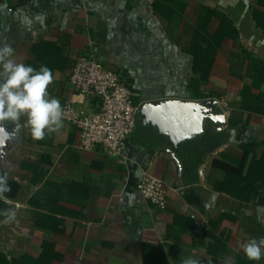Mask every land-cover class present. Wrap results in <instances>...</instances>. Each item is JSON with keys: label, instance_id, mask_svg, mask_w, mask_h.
I'll use <instances>...</instances> for the list:
<instances>
[{"label": "crops", "instance_id": "crops-1", "mask_svg": "<svg viewBox=\"0 0 264 264\" xmlns=\"http://www.w3.org/2000/svg\"><path fill=\"white\" fill-rule=\"evenodd\" d=\"M208 10L225 15L238 40ZM5 44L16 62L52 70L48 94L62 108L89 102L69 81L80 56L118 72L139 105L217 103L205 106L200 121L176 110L140 113L117 159L80 149L79 131L66 120L40 141L24 126L26 116L3 122L0 175L10 191L0 200V264H181L189 256L200 264H264L240 248L264 237V115L250 110L264 93V73H247L246 59L264 61V0H0ZM193 44L210 66L206 81L186 51ZM208 131L227 140L206 143L203 160L188 171L175 149ZM145 173L163 179L166 208L139 193ZM8 210L16 216L4 223ZM44 243L53 249L44 253Z\"/></svg>", "mask_w": 264, "mask_h": 264}, {"label": "built area", "instance_id": "built-area-1", "mask_svg": "<svg viewBox=\"0 0 264 264\" xmlns=\"http://www.w3.org/2000/svg\"><path fill=\"white\" fill-rule=\"evenodd\" d=\"M69 81L89 101L82 107L68 101L62 108L63 120L79 131L80 149H102L109 158L123 157L139 120V104L134 101L132 90L118 72L85 56L76 59ZM90 102H93L92 107ZM228 106L227 102H222V107ZM137 188L144 199L161 209L166 208L167 189L160 176L145 173Z\"/></svg>", "mask_w": 264, "mask_h": 264}, {"label": "clouds", "instance_id": "clouds-1", "mask_svg": "<svg viewBox=\"0 0 264 264\" xmlns=\"http://www.w3.org/2000/svg\"><path fill=\"white\" fill-rule=\"evenodd\" d=\"M11 45L0 46V125L3 122L18 123L26 116L24 124L30 130L32 139L40 141L47 135L58 132L63 127V109L59 99L49 97L48 87L54 81L52 70L44 65L39 69L18 63L13 59ZM3 128L0 127V131ZM3 140H0V144ZM10 191L7 174L0 175V200L7 202L5 195ZM4 223L15 219L16 212L8 210L2 213ZM244 255L250 261H259L264 257V237L250 238L240 245ZM181 264H200L191 256L184 258ZM231 264V261H226Z\"/></svg>", "mask_w": 264, "mask_h": 264}, {"label": "trees", "instance_id": "trees-1", "mask_svg": "<svg viewBox=\"0 0 264 264\" xmlns=\"http://www.w3.org/2000/svg\"><path fill=\"white\" fill-rule=\"evenodd\" d=\"M208 12L221 20L222 22V31L226 35V37L238 40V31L234 27L233 23L225 16L219 13L216 10H208ZM189 54L193 55L194 57V72L201 73V79L206 81L209 78L210 74V66L203 67L202 65V50L195 44H193L189 49L186 50ZM246 59H249L251 61V65L248 67L247 73H264V61L257 60L252 57V55L247 54ZM253 79H257L256 76H251ZM124 80V79H123ZM125 84L126 81L124 80ZM128 85V84H127ZM129 87V86H128ZM130 88V87H129ZM249 93V92H248ZM199 98H208L206 95H198ZM134 101L136 103L137 100L134 97ZM250 110H253L255 112H258L260 114L264 115V93L260 92L254 99L253 104L251 105ZM227 140V136L225 132H212L208 131L204 134L203 137L195 136L193 138H190L184 142H182L176 149V153L180 160L182 161L183 165L187 168V170H191L196 168L202 159V156L205 154L204 152H201L202 148L207 149L206 143L213 145V146H219L223 143H225ZM209 147V146H208ZM214 165L219 166L223 168L224 170L229 172H237L238 170L235 169L233 166L229 164H224L220 162L219 160L213 161ZM47 248L53 249L52 244L44 243V253ZM44 257V254L42 255ZM45 258V257H44ZM45 259L38 261L36 264H40V262H44ZM46 263V262H45ZM4 264H8L7 260L5 259Z\"/></svg>", "mask_w": 264, "mask_h": 264}, {"label": "water", "instance_id": "water-1", "mask_svg": "<svg viewBox=\"0 0 264 264\" xmlns=\"http://www.w3.org/2000/svg\"><path fill=\"white\" fill-rule=\"evenodd\" d=\"M216 103L217 101L215 99H209L203 102L164 99L161 101H154L139 105V114L141 113L143 115H148V111L153 108L162 112L176 110L180 114L192 116L195 120L200 121L201 116H199V114L202 113V111L205 109V106Z\"/></svg>", "mask_w": 264, "mask_h": 264}]
</instances>
